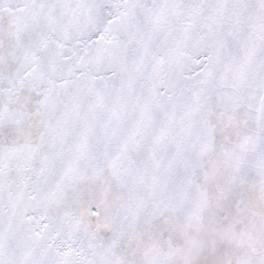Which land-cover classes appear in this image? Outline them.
<instances>
[{
  "label": "snow or ice",
  "instance_id": "obj_1",
  "mask_svg": "<svg viewBox=\"0 0 264 264\" xmlns=\"http://www.w3.org/2000/svg\"><path fill=\"white\" fill-rule=\"evenodd\" d=\"M0 264H264V0H0Z\"/></svg>",
  "mask_w": 264,
  "mask_h": 264
}]
</instances>
